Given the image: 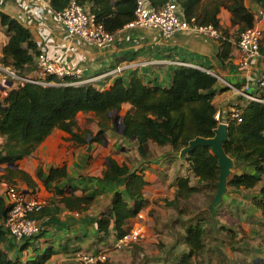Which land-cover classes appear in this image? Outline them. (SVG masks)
I'll use <instances>...</instances> for the list:
<instances>
[{
	"label": "trees",
	"instance_id": "obj_1",
	"mask_svg": "<svg viewBox=\"0 0 264 264\" xmlns=\"http://www.w3.org/2000/svg\"><path fill=\"white\" fill-rule=\"evenodd\" d=\"M71 1L51 0V6L54 11H61ZM76 1L82 5L90 4L97 21L109 32L121 29L135 18L137 0ZM150 1L159 7L169 0ZM175 1L182 8V16L194 25H213L223 30L225 36L219 40L221 50L218 55L221 61L230 57L231 44L227 29L221 25L219 15L222 8L232 13V24L238 26V37L241 32L255 25V15L247 5V0ZM251 1L264 9V0ZM0 22L9 32V39L2 49L1 62L10 66L18 75L30 78V73L37 69L35 55L40 53L31 30L1 10ZM261 53L264 56V39ZM51 79L47 78L48 81ZM217 81L218 77L207 70L187 65L176 68L169 86L146 83L139 77H132L129 83L123 77H118L107 88H98L94 83L41 84L24 81L0 98V135L5 139L0 145V164H5L2 177L11 184L18 183L16 178H20L35 188L37 183L30 174L10 164L30 155L55 128L71 133L72 138L79 143L103 141L107 128L117 131L114 118L126 102L131 103L132 108L123 115L122 138L135 140L142 156L148 155V141L160 146L170 145L174 152L180 153L194 138L216 135L220 123L216 118L218 110L213 103L215 93L211 88ZM79 112L94 113L100 126L97 134L78 128ZM110 112H113L111 116ZM241 116L242 121L236 118L229 120L228 139L224 142V148L236 163L248 165L253 171L235 172L227 183L235 188H252L264 176V103L248 102L242 106ZM186 160L196 174L197 184L190 183V176H178L175 198L165 200L167 205L178 208L179 213H183L180 200H187L200 191V184L218 188L221 169L219 158L209 145L196 146L186 153ZM67 175L66 165L51 168L46 177L41 167L37 171V176L43 179L47 187L50 182L60 181ZM103 178L125 179V191L114 194L109 210L97 221L98 230L105 239L109 237L114 221L116 236L119 238L129 230L125 227L128 220L136 216L147 203L144 193L147 180L143 172L131 169L127 163L119 164L111 157ZM61 201L71 209L82 210L93 202V197L85 194L64 195ZM252 201L264 215V185ZM8 210L6 196L0 193V264H45L51 256L50 251L35 259L23 261L11 258L3 250L1 243L8 231L1 222ZM209 221L202 218L189 223L185 228L183 247L179 249V244L175 242L155 260L159 264H196L197 257L207 251ZM235 241L231 240L230 244Z\"/></svg>",
	"mask_w": 264,
	"mask_h": 264
},
{
	"label": "crops",
	"instance_id": "obj_2",
	"mask_svg": "<svg viewBox=\"0 0 264 264\" xmlns=\"http://www.w3.org/2000/svg\"><path fill=\"white\" fill-rule=\"evenodd\" d=\"M24 1L0 0V10L29 27L40 53L46 51L49 56H58L62 63L69 67H82L81 80L102 74L103 79L94 83L98 88L109 87L118 77H123L126 83H129L132 77H139L146 83L169 86L176 68L188 64L205 69L218 77V81L211 88V91L215 93L213 103L218 111L226 115L235 105L248 103L239 90L250 82L249 79L257 70L264 68V57L249 69L240 68L237 36L235 38L238 26L232 24V13L226 8H222L219 16L221 25L227 29L231 42L230 57L221 61L218 57L221 50L220 41L194 29L180 31L166 37L155 28L132 27L126 24L114 32L116 38L113 41L103 46L78 38L71 40L53 12L36 14L31 11L23 16L21 6ZM172 1L182 15L180 4L175 0ZM247 5L251 7L254 15L261 9L251 0H247ZM85 6L91 12V5ZM8 39L9 32L0 22V98L5 96L11 88L16 87L15 81L7 73V69L11 67L1 62L2 49ZM39 54L35 55L37 69L30 73L31 77L37 76ZM228 83L235 87L229 86ZM251 91L254 93L258 91L254 84ZM131 108L132 104L126 102L122 105L120 113L123 116ZM77 119L78 128L81 131L90 130L95 135L100 129L98 119L92 112H79ZM115 131L107 128L103 141L79 143L72 138L71 133L55 128L30 155L16 161V167L30 174L37 186L30 187L20 178H16L18 184L28 195H35L42 199L45 205L42 212L37 214L42 222V231L39 234L31 239L17 240L9 232L7 233L1 247L11 258L26 261L50 251L51 256L45 264H88L77 257L82 253L108 254L106 250L108 248L103 247L113 244L117 238L114 221L107 239L99 232L97 221L109 210L114 194L117 191H125L124 178L118 180L103 178V173L108 169L110 157L119 164L127 163L131 169L143 172L147 180L144 187L147 203L125 225L128 229L141 226L142 237L147 229H151L152 216L149 215V211H152L154 207H163L166 211L165 200L175 198L177 177L190 176L191 184L197 181L196 174L189 168L186 160L187 152L182 150L176 153L170 145L160 146L153 141H148V155L142 156L135 140L122 138L125 142L129 141L126 142L127 145L125 144L124 156L117 150L119 144L118 136L113 134ZM4 142V137L0 135V145ZM64 165L67 166L68 175L60 181L50 182L49 187L37 176L39 167L42 168L43 176L46 177L51 168ZM234 165L235 172L238 173L253 171L245 164L234 161ZM4 168L5 164H0V193L5 195L8 187L14 183L11 184L2 177L5 174ZM263 185L264 176L252 188L228 186L227 193L213 210L217 228L234 223L237 227L255 231L253 227L258 225L256 232L253 233L256 234L255 238H250L252 242L250 246H254L256 255L258 247H261V250L264 249L262 242L264 215L252 200L255 195H259ZM59 190L62 192L59 193ZM73 194L92 196L93 202L86 209H71L61 201V198L64 195ZM170 207L171 210L173 206ZM158 213L160 212H155L156 215ZM163 221L164 225L168 223L166 217ZM1 223L3 224V221ZM169 223L172 226L171 222ZM239 242H241L240 239ZM257 256L263 257V254L259 253ZM107 259H109L108 256L106 260L94 264H105ZM200 259L203 260V258ZM231 261L233 260L230 259V263Z\"/></svg>",
	"mask_w": 264,
	"mask_h": 264
},
{
	"label": "built area",
	"instance_id": "obj_3",
	"mask_svg": "<svg viewBox=\"0 0 264 264\" xmlns=\"http://www.w3.org/2000/svg\"><path fill=\"white\" fill-rule=\"evenodd\" d=\"M23 16L29 12L42 14L51 11L58 22L66 30L69 39H82L97 46H103L116 38L114 32L107 31L103 24L97 21L95 14L90 12L85 5L72 0L70 4L61 11H54L51 0H25L21 6ZM255 25L240 33L236 40L239 49V66L241 69H249L260 58L261 45L264 39V29L260 26L264 22V9H259L255 13ZM132 27H151L158 29L164 36L170 37L177 32L186 30H197L212 38L220 40L225 36L223 30L213 25H194L185 19L177 10L172 0L157 7L150 0H137L135 18L127 24ZM189 66L188 64H184ZM194 67V66H192ZM205 70V69H203ZM83 68L69 67L62 63L60 57L49 56L43 51L38 55V73L36 77H24L26 81L41 84H81L95 83L103 79L101 75H94L81 80L80 75ZM8 76L18 78L19 75L11 68L7 69ZM51 77V80H47ZM246 83L240 93L244 95L248 102L259 101L264 103V68L257 70ZM229 86L235 87L228 83ZM257 87V92H252V85ZM244 105H235L226 115L217 111L216 118L219 123L229 124L231 118L242 121L241 109ZM6 200L9 205L8 213L3 220V227L17 240L32 238L42 231V222L36 216L43 208L44 201L35 195H28L25 190L15 183L8 187ZM143 234L141 226L131 227L123 236L116 238L115 246H127L132 242H138ZM80 260L88 264L104 261L107 255L99 253H82Z\"/></svg>",
	"mask_w": 264,
	"mask_h": 264
},
{
	"label": "rangeland",
	"instance_id": "obj_4",
	"mask_svg": "<svg viewBox=\"0 0 264 264\" xmlns=\"http://www.w3.org/2000/svg\"><path fill=\"white\" fill-rule=\"evenodd\" d=\"M260 26L264 29V22H261ZM238 37V34H235ZM25 76L19 75L18 78L14 77L16 86L26 81ZM5 84V83H4ZM5 85H3L4 87ZM15 87V86H14ZM119 111V115L122 114ZM113 120V119H112ZM110 121L112 123L113 121ZM118 136V148L117 150L125 156V142L119 131L113 133ZM134 141V140H130ZM122 148V149H121ZM122 150V151H121ZM236 171L235 165H233L231 172L228 176L231 177ZM227 178V182H228ZM197 184V181L194 182ZM200 191L193 194L187 200H180V208L183 209V213L178 212V208L166 206L165 208L154 207L152 211H149V215L152 216L151 229H147L142 239L133 244L132 246H115L113 244H107L103 248L106 249L108 254L105 264H159L158 258L165 254L169 246L176 242L179 244V249L183 247L185 235V228L189 223L197 222L198 219L207 218L209 221L208 233L206 235L207 241V253L200 258L197 257L196 264H261L264 262V249L258 247V254L262 253L263 257H258L253 249L254 246H250L251 237L256 236L253 234L256 232L258 225H254L255 231L252 229H245L237 227L234 223H228L222 227L217 228L216 215H214V208L218 202L227 193V189L222 193L221 199L216 202V196L218 188L208 187L206 184H200ZM214 203V204H213ZM160 212L158 215L155 212ZM167 218L168 223L164 225L163 218ZM232 221V220H231ZM172 226H170V223ZM237 225V224H236ZM253 234V235H252ZM253 238V239H254ZM235 239L233 244L230 241ZM239 239L241 242H239ZM239 243H238V242ZM242 241H247L243 243ZM222 243V244H219ZM79 260L80 258L77 257ZM261 258V259H260ZM156 259V260H155ZM230 259L233 260L230 263Z\"/></svg>",
	"mask_w": 264,
	"mask_h": 264
},
{
	"label": "water",
	"instance_id": "obj_5",
	"mask_svg": "<svg viewBox=\"0 0 264 264\" xmlns=\"http://www.w3.org/2000/svg\"><path fill=\"white\" fill-rule=\"evenodd\" d=\"M113 112H110L109 115L111 116ZM123 116L117 115L114 118L116 123L117 131L120 133L123 132ZM228 139V124L220 123L219 126L216 128V135L213 137H203L198 136L191 140L190 145L183 149L184 152H189L193 150L198 145H209L212 148V151L216 156L219 158V165H220V176L218 182V193L216 196V202L221 199V195L227 189V178L231 172V169L234 165V159L227 154L224 148V142ZM11 166H17L16 163H11ZM214 204V203H213Z\"/></svg>",
	"mask_w": 264,
	"mask_h": 264
}]
</instances>
